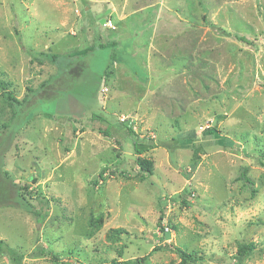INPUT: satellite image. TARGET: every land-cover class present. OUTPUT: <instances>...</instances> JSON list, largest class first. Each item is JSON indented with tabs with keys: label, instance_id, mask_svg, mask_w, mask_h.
<instances>
[{
	"label": "rangeland",
	"instance_id": "1",
	"mask_svg": "<svg viewBox=\"0 0 264 264\" xmlns=\"http://www.w3.org/2000/svg\"><path fill=\"white\" fill-rule=\"evenodd\" d=\"M0 129V264H264V0H0Z\"/></svg>",
	"mask_w": 264,
	"mask_h": 264
},
{
	"label": "trees",
	"instance_id": "2",
	"mask_svg": "<svg viewBox=\"0 0 264 264\" xmlns=\"http://www.w3.org/2000/svg\"><path fill=\"white\" fill-rule=\"evenodd\" d=\"M4 90V94L6 95V97L12 101H16L13 94L11 92H9L5 87L3 88ZM1 130V129H0ZM128 131L130 134L134 135V131L131 129L130 126H128ZM136 142L134 141V147L136 146ZM223 140L222 138L219 137L217 130L215 127H208L206 129L203 130L202 134L200 137L198 138H187L184 139L180 142V144L184 147L187 148H192V149H197L199 147H209L212 145H216V144H222ZM137 151V150H136ZM139 168H140V175L142 178L145 177V173H151L152 171V165L150 164L149 161L145 160V159H137ZM3 169L0 165V178L3 180V182H11L12 180L11 178L7 175V173ZM100 178H103L102 173L99 174ZM20 186V185H19ZM27 210H29L30 212H32L36 217L37 220L41 221V214L38 213V211L33 210V208L27 207L25 205H23ZM253 243H248L246 244V246H241L239 248V252H238V256L241 258V256L243 255L244 251L246 248L250 249L252 248ZM181 255V257H183L184 259L187 258L186 254L184 252H180L179 253ZM149 255V254H148ZM148 255L140 257V258H136V259H126V260H113L111 264H145V260L148 257Z\"/></svg>",
	"mask_w": 264,
	"mask_h": 264
},
{
	"label": "built area",
	"instance_id": "3",
	"mask_svg": "<svg viewBox=\"0 0 264 264\" xmlns=\"http://www.w3.org/2000/svg\"><path fill=\"white\" fill-rule=\"evenodd\" d=\"M109 22H111V21L109 20ZM110 24H111V23H110ZM120 120H125V117H120ZM164 230L167 231V230H169V228H168L167 226H165V227H164Z\"/></svg>",
	"mask_w": 264,
	"mask_h": 264
},
{
	"label": "water",
	"instance_id": "4",
	"mask_svg": "<svg viewBox=\"0 0 264 264\" xmlns=\"http://www.w3.org/2000/svg\"><path fill=\"white\" fill-rule=\"evenodd\" d=\"M104 21H105V19H101V20H100V23H103Z\"/></svg>",
	"mask_w": 264,
	"mask_h": 264
}]
</instances>
